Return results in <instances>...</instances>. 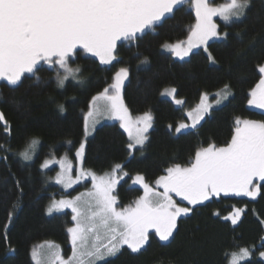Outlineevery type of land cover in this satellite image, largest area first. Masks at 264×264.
Masks as SVG:
<instances>
[{
    "label": "trees",
    "instance_id": "trees-1",
    "mask_svg": "<svg viewBox=\"0 0 264 264\" xmlns=\"http://www.w3.org/2000/svg\"><path fill=\"white\" fill-rule=\"evenodd\" d=\"M194 23V11L185 4L154 28L138 34L135 42H120L118 58L111 65H100L81 53L70 59L69 66L81 69L77 76L83 83L69 77L59 88L56 71L46 65L37 73L39 82L28 74L16 87L0 81V111L11 125L10 140L0 125V144L7 149H0V157L7 158L0 159V264H32L31 248L44 241L57 243L69 252L67 228L72 224L71 215L46 214L51 196L61 192L57 186L46 184L40 165L48 157L66 155L74 159L84 136V112L92 98L113 82L121 67L129 69L121 93L126 107L132 116L150 112L152 128L143 151L136 148L130 154L128 137L118 124L97 126L86 142L83 162L85 169L96 174L121 164L128 176L140 174L151 184L167 167L187 166L200 148L210 143L225 146L237 118L264 120V113L247 107L248 94L261 78L258 67L264 64V0H251L241 20L227 26L220 23L219 30L227 31L228 38L208 43L207 52L200 49L187 60L178 61L161 50L166 43L184 40ZM253 39L254 43H250ZM209 53L216 64L208 60ZM225 84L230 85L232 93L227 101L213 108L195 129L175 134V126L186 121L185 112L198 103L201 94L218 92ZM172 87L177 89L176 97L184 101L183 106L177 107L160 96L163 89ZM59 104L65 106L63 113ZM169 125L173 130H169ZM32 138H39L40 143L33 160L23 161L19 153ZM130 178L121 181L116 189L121 207L130 205L142 193L140 187L130 184ZM17 180L23 186L22 194L15 186ZM17 203L19 206L13 208ZM234 208L244 209L236 226L213 215L218 212L221 217L227 216ZM9 212L13 213L11 220ZM262 220L264 190L255 200L221 195L181 217L168 242L150 235V242L141 253L131 254L125 248L99 264H228L225 253L240 247L255 249L252 258L242 264H264L259 258V251L264 250Z\"/></svg>",
    "mask_w": 264,
    "mask_h": 264
},
{
    "label": "snow or ice",
    "instance_id": "snow-or-ice-1",
    "mask_svg": "<svg viewBox=\"0 0 264 264\" xmlns=\"http://www.w3.org/2000/svg\"><path fill=\"white\" fill-rule=\"evenodd\" d=\"M185 4L195 12V23L189 29L187 46H183L185 42L163 46L181 60L201 45L207 52L209 40H226L227 31H219L220 24L214 17H219L225 26L233 20H241L250 8L251 0H229L220 5H214L213 0H0V81L16 87L22 83V78L30 75L39 82L38 71L43 65H48L49 68L63 70V74L57 71V87L63 88L69 77L83 83L77 76L81 69L71 68L70 59L79 57L82 51L98 58L101 65H111L118 58V41L135 42L138 34L154 28ZM250 43H254V39ZM208 60L212 64L217 63L210 53ZM258 71L261 78L250 90L247 103L250 107L264 110V64L258 67ZM128 77L129 69L121 67L113 76V82L92 98L85 116V131L87 133L89 122L94 129L99 118L118 120L133 141L127 145L131 154L134 148L143 151L153 117L150 112L137 117L136 135L132 136L133 119L121 94ZM176 93L177 89L172 87L162 95L171 96L175 104L182 105L184 101L176 99ZM231 94L230 85L225 84L215 94V104L226 101ZM213 107L208 94L202 93L200 104L186 112L191 123H178L175 132L195 129L205 116L210 115ZM58 109L61 113L66 110L63 104H59ZM0 125L10 140L11 125L2 111ZM235 125L225 146L210 143L197 150L187 166L174 164L167 167L164 170L166 174L156 179V188L146 183L144 176L137 174L132 183L140 185L144 194L124 207L119 206L114 194L119 181L128 176L124 165L117 164L110 173L98 177L91 169L82 167L86 154L84 142L75 151V178L67 156L59 160L45 158L40 165L41 172L58 163L60 171L54 182L62 185L65 191L81 180L89 179L92 189L71 199L51 200L46 214L60 213L65 209L72 212L74 223L67 228L72 255L65 261L59 245L48 242L46 251L38 253L33 250L35 264H99L117 256L125 248L131 254H139L149 244L151 232L154 231L159 241L168 242L173 238L181 217L189 216L198 206L214 197L223 195L255 200L264 190V120L237 118ZM168 127L173 130L172 125ZM39 143V138H32L19 153L20 158L32 161ZM68 143L71 144L70 141ZM0 149L7 151L4 144H0ZM0 159L6 161L7 158ZM15 186L22 194L23 186L19 180ZM172 194L179 197V201ZM18 206V203L14 204L13 208ZM243 212V208H234L227 216L221 217L218 212L213 215L236 226ZM12 216L13 213L9 212V220ZM261 223L264 224V220ZM261 247H264V237L261 238ZM9 250L12 251L10 242ZM254 251L240 247L238 251L225 253V256L228 264H242L252 258ZM259 258L264 261V250L259 251Z\"/></svg>",
    "mask_w": 264,
    "mask_h": 264
},
{
    "label": "rangeland",
    "instance_id": "rangeland-1",
    "mask_svg": "<svg viewBox=\"0 0 264 264\" xmlns=\"http://www.w3.org/2000/svg\"><path fill=\"white\" fill-rule=\"evenodd\" d=\"M228 2H229V0H224V1L221 2V3H219V4H214V5L226 4V3H228ZM193 11H194V10H193ZM168 15H169V14H168ZM194 15H195V12H194ZM214 20L217 21L219 24H220V23L224 24V22L221 21V20L219 19V17H214ZM233 21H237V20H233ZM233 21H232V22H233ZM147 30H149V29H147ZM219 31H220V30H219ZM188 35H189V31H188V34H187L186 38H185L184 40L180 41V42H185V43L183 44L184 47L187 46V45H186V42H187ZM215 40H222V39H212V40H209L208 43H210V42H212V41H215ZM120 42H123V41H118V44H119ZM176 43H177V42H176ZM166 44H175V43H166ZM164 45H165V44H164ZM164 45H162L161 50H162L163 52L167 53V54H170V55L172 56L173 59L178 60V61L187 60V59L189 58V56H190L193 52H196V51H198V50H200V49H204V46H203V45H201L199 48H193L192 51L189 52V54H188L187 56H185L183 60H181V59H180L178 56H176L174 53H172L171 51L165 49V48L163 47ZM81 53H82L84 56H88V57H91V58L97 60V62L99 63L98 58L93 57V56H91L90 54L83 53L82 51H81ZM113 62H114V61H113ZM99 64H100V63H99ZM100 65H101V64H100ZM46 66H48V65H46ZM103 66H108V65H103ZM48 67H49V66H48ZM52 69H54V70L56 71V73H57V71H59L61 74H63V70H60V69H58V68H52ZM126 81H127V80H126ZM126 81H125V83H126ZM5 82H6V81H5ZM166 89H170V88H165V89H163V90L161 91L160 96H161L162 98H165V99H167V100H170V101H171L175 106H177V107H181V106L184 105V103H183L182 105H177V104L174 103V101H173V99H172L171 96L162 95V93H163ZM216 93H217V92H214V93H207L208 96H209V100H210V102L213 103V105H214L213 108H216V107L222 105L223 103H225V102L227 101V100H226V101H223V102H222L221 104H219V105L215 104V100H216V95H215V94H216ZM98 95H99V94H98ZM96 96H97V95H96ZM200 98H201V97H200ZM176 99H178V98L176 97ZM180 100H182V99H180ZM182 101H183V100H182ZM92 102H93V101L91 100L90 103H92ZM90 103H89V105H90ZM100 103H102V101H101ZM199 104H200V99H199L198 103H196V105H195L193 108L187 110L186 112L191 111L192 109L196 108L197 105H199ZM89 105H88L87 110H86V111L84 112V114H83V118H84V136H83L81 142H84V143H85V146H86V142H87V140L92 136V134H93L95 128H96L97 126L101 125V124H104V123H116V124H118L119 128H120V129H121V130L127 135L129 143H132V142H133V141L130 139V137H129V133L126 132L123 128L120 127V121L115 120V119H112V118H107V117L99 118V120H98V122L96 123L94 129L91 127V123L89 122L88 131H87V133H86V131H85V116L87 115V113H88L89 110H90V109H89ZM247 107H248L249 109H252V110H255V111H258V112L264 113V110L250 107V106L248 105V103H247ZM213 108H212V109H213ZM212 109H211V110H212ZM211 110H210V111H211ZM186 112H185V116H186V121H185V122H186V123H191V121L189 120V118H188L187 115H186ZM141 116H142V115H141ZM131 117H132V119H133V125H132V136L134 137V136L136 135V124H135V119H136L137 117H139V116H132V115H131ZM205 117H206V116H205ZM90 120H91V118H90ZM197 126H198V125H197ZM235 126H236V125H235ZM151 128H152V127H151ZM151 128H150V129H151ZM150 129L148 130V132L150 131ZM191 129H192V128H189V129H186V130H182L181 132H184V131H187V130H191ZM174 132H175V130H174ZM181 132H180V133H181ZM175 134H179V133H176V132H175ZM146 135H148V133H146ZM81 142H80V143H81ZM78 147H79V146H78ZM135 149H136V148H134V149L132 150L131 154H133V151H134ZM35 152H36V151H35ZM129 152H130V151H129ZM65 156H66V155H63L62 157H65ZM67 157H68V156H67ZM52 158L55 159V160H59L61 157H60V158L52 157ZM68 159H69V160L71 161V163H72V175H73V178H75V175H76V169H77L76 156L74 157V159H72V158H70V157H68ZM114 166H115V165H114ZM114 166H113V167H114ZM82 167H83V164H82ZM113 167H112L109 171H106V172H104V173H102V174H97V176H98V177H99V176H104L106 173H110V172L112 171ZM83 168H84V167H83ZM51 170H52V171L54 170V171H53L51 174H47V173H48L49 171H51ZM59 171H60V167H59V164H58V163H53L52 165H50V167H49L48 169H45V170H44L46 184L57 186L58 190L61 192L60 194L57 193V195H52V196H51L49 202L47 203L46 208L49 206V204H50V202H51V200H52L53 198H55L56 200H59V199H61V198L71 199L72 197H75V196L79 195V194L82 193V192H87V191H89V190L92 189V183H91V180L89 179V180H81V182H80L79 184H74L71 188H69L67 191H65L62 185H57V184H55V182H54V178H55L56 174H57ZM164 174H166V173H164ZM120 175H123V173H121ZM135 176H136V175H133V176H125V177H123V179H121V180L119 181V183H120L121 181H123V180H126L128 177H131V178H130V184L134 186V184L132 183V179H133ZM155 181H156V180H155ZM155 181H154L153 183H151V184H149V183H148V184H149L150 186H152L153 188H156ZM145 182H146V181H145ZM119 183H118V184H119ZM257 183H260V182L257 181ZM118 184H117V186H118ZM117 186H116V189H117ZM135 186L140 187V189L142 190V193H141L140 196H142V195L144 194V192H143V188H142L140 185H138V184H136ZM158 190H159V191H163V189H158ZM114 194L116 195V190H115ZM172 195H173L174 199H176L177 201H179V197H175L174 194H172ZM140 196H139V197H140ZM222 196H223V195H222ZM139 197H138V198H139ZM138 198H136V199H138ZM246 198H249V197H246ZM136 199H135V200H136ZM249 199H251V198H249ZM135 200H134V201H135ZM252 200H253V199H252ZM134 201H133V202H134ZM133 202H132V203H133ZM132 203H131V204H132ZM180 203L183 204V203H186V202H180ZM120 207H121V206H120ZM65 212H69L70 215H71V222H72V224L69 226V227H71V226H73V223H74V222L72 221V212H71L70 209H65L63 212H60V213H65ZM60 213L53 212L51 215H53V214H60ZM47 215H48V214H47ZM49 216H50V215H49ZM67 234H68V232H67ZM150 235H154V236H155L154 231L151 232ZM155 237H156V236H155ZM156 238L158 239V237H156ZM158 240H159V239H158ZM68 241H69V234H68ZM48 242H52V241H44V242H40V243L35 244V245L31 248V251H30V257H31L32 264H35V262H34L33 259H32V252H33V250L35 249L38 253H39V252L46 251V249H47V243H48ZM52 243H54V242H52ZM54 244L58 245L57 243H54ZM59 247H60V250H61V255H62V257L64 258L65 261H67L68 257H70V256L72 255V246H71V244H70V241H69V247H70V250H69L68 253H66V252L64 251V248H62L60 245H59ZM109 258H111V257H109ZM109 258H107V259H109ZM107 259H106V260H107ZM104 261H105V260H104ZM101 262H103V261H101ZM101 262H99V263H101Z\"/></svg>",
    "mask_w": 264,
    "mask_h": 264
}]
</instances>
